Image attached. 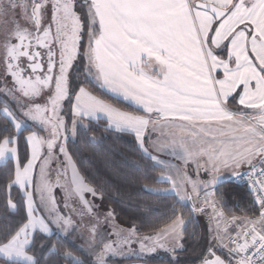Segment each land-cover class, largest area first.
Returning a JSON list of instances; mask_svg holds the SVG:
<instances>
[{"label": "snow or ice", "instance_id": "snow-or-ice-1", "mask_svg": "<svg viewBox=\"0 0 264 264\" xmlns=\"http://www.w3.org/2000/svg\"><path fill=\"white\" fill-rule=\"evenodd\" d=\"M101 117L169 185H142L172 198L147 235L68 148ZM190 249L264 264V0H0V264H181Z\"/></svg>", "mask_w": 264, "mask_h": 264}, {"label": "trees", "instance_id": "trees-1", "mask_svg": "<svg viewBox=\"0 0 264 264\" xmlns=\"http://www.w3.org/2000/svg\"><path fill=\"white\" fill-rule=\"evenodd\" d=\"M122 107L133 109L116 97L107 94ZM93 133L85 134L83 131L78 136L67 141L68 148L74 153V158L82 171H86L90 177H94L97 183H103L108 190L115 193L120 190L121 195L117 201L112 202V207L116 209L119 222L128 226L132 223L129 216L135 217V223L139 228V233L146 234L152 231L153 225L163 224V217L167 211V206L172 202V198L167 199L155 196L146 192L142 185L147 183L150 187L161 188L167 186L166 183H155L153 177L158 174L159 169L152 172L148 179H144V168L140 163L139 155L134 150L132 137L126 134H118L114 130L105 127L104 120L92 121ZM92 136L93 139H89ZM23 148V145L21 146ZM139 168V170H138ZM223 186L230 190V200L235 196L233 203H240V197L244 194L243 187L235 188L231 179L226 180ZM129 197H131L129 199ZM147 203L158 211L144 212L137 210V204ZM239 214V213H237ZM181 264H195L196 253L190 249L187 253H180ZM138 260L137 258L124 259L120 263ZM148 262L158 263L159 260Z\"/></svg>", "mask_w": 264, "mask_h": 264}, {"label": "rangeland", "instance_id": "rangeland-1", "mask_svg": "<svg viewBox=\"0 0 264 264\" xmlns=\"http://www.w3.org/2000/svg\"><path fill=\"white\" fill-rule=\"evenodd\" d=\"M110 94V93H109ZM110 95H112V94H110ZM118 99V98H117ZM119 100V99H118ZM121 101V100H120ZM118 105V104H117ZM128 105V104H127ZM118 106H120V105H118ZM120 107H122V106H120ZM133 107V109H128V108H125V107H122V108H125V109H127V110H129V111H135L136 110V108H135V106H132ZM69 120H70V115H69ZM100 120H104V118L103 117H101V119ZM96 121H98V120H96ZM96 121H93V122H96ZM105 121V120H104ZM85 123H87V121H85ZM73 138H75V137H72L70 134H69V138H68V140L69 139H73ZM170 157H168V159H169ZM190 168H192V172L194 173V176H192V172L190 171V176L192 177V179H193V177H194V180L195 179H197V175H196V170H195V167L193 166V167H190ZM202 173V172H201ZM201 175V174H200ZM201 177H203V178H206V177H204V175H203V173H202V175H201ZM167 187H169V185H167V186H163L162 188H167ZM120 223V222H119ZM120 224H122V223H120ZM124 227H128V226H126V225H124V224H122ZM147 234H149V233H146V234H141V233H139V235H141V236H143V235H147ZM132 247H133V249L134 250H136V251H138L139 250V244L138 243H133V245H132ZM130 258H136L135 256H133V255H129V256H126V257H114V258H112L110 261H109V264H120V261H122V260H124V259H130ZM179 258L180 259H182V256H180L179 255ZM153 260H159V257H157L156 259H153Z\"/></svg>", "mask_w": 264, "mask_h": 264}, {"label": "crops", "instance_id": "crops-1", "mask_svg": "<svg viewBox=\"0 0 264 264\" xmlns=\"http://www.w3.org/2000/svg\"><path fill=\"white\" fill-rule=\"evenodd\" d=\"M169 159H171V158H169ZM193 167V166H192ZM190 171L192 172V168H189L188 169V172H189V175H190ZM193 173V172H192ZM201 175H202V173H201ZM192 176H194V173L192 174ZM193 179H194V177H193ZM226 180H228V179H230V178H228V177H226L225 178ZM162 188V187H161ZM201 196H203V193H201ZM121 264V263H120ZM122 264H143V262L141 261V260H134V261H127V262H125V263H122ZM147 264H158V263H153V262H147ZM196 264V263H195Z\"/></svg>", "mask_w": 264, "mask_h": 264}]
</instances>
